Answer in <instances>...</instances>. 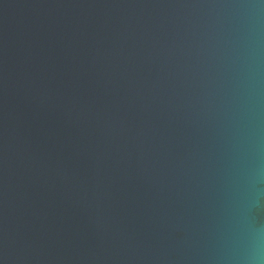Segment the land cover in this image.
Here are the masks:
<instances>
[{"label": "water", "instance_id": "obj_1", "mask_svg": "<svg viewBox=\"0 0 264 264\" xmlns=\"http://www.w3.org/2000/svg\"><path fill=\"white\" fill-rule=\"evenodd\" d=\"M0 264H264V0H0Z\"/></svg>", "mask_w": 264, "mask_h": 264}]
</instances>
